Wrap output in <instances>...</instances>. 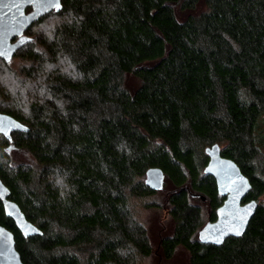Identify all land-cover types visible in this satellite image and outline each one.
Segmentation results:
<instances>
[{
    "label": "trees",
    "instance_id": "1",
    "mask_svg": "<svg viewBox=\"0 0 264 264\" xmlns=\"http://www.w3.org/2000/svg\"><path fill=\"white\" fill-rule=\"evenodd\" d=\"M60 1L0 58L22 53L36 80L24 103L0 106L27 127L0 133V179L41 230L22 236L0 202L22 263L137 264L181 248L188 264H264V0ZM50 15V36L30 34ZM214 143L248 177L243 201H258L244 233L220 245L197 237L196 201L206 221L222 201L203 173ZM151 167L171 224L153 242L132 207L158 191L144 184Z\"/></svg>",
    "mask_w": 264,
    "mask_h": 264
},
{
    "label": "water",
    "instance_id": "2",
    "mask_svg": "<svg viewBox=\"0 0 264 264\" xmlns=\"http://www.w3.org/2000/svg\"><path fill=\"white\" fill-rule=\"evenodd\" d=\"M26 7H30L27 12ZM51 10L53 9L42 8L36 0H0V58L9 61L18 47L30 41L31 38L24 33L25 30ZM14 130L26 131L27 127L12 116L0 112V133L9 140L10 133ZM204 151L208 159L203 173L214 178L217 193L224 196V199L215 210L216 218L206 221L198 230L197 237L201 243L220 245L227 237H239L244 233L258 201L250 199L242 202L251 188L249 179L234 160L221 155L218 144L207 146ZM163 182L164 174L160 168L151 167L146 170L144 184L147 187L160 190L163 188ZM0 202L4 214L13 220L22 236L41 233V230L25 217L18 204L9 198V189L1 179ZM241 216H244L243 220L239 219ZM237 230L239 235L236 234ZM0 264H23L15 248L13 233L1 224Z\"/></svg>",
    "mask_w": 264,
    "mask_h": 264
},
{
    "label": "rangeland",
    "instance_id": "3",
    "mask_svg": "<svg viewBox=\"0 0 264 264\" xmlns=\"http://www.w3.org/2000/svg\"><path fill=\"white\" fill-rule=\"evenodd\" d=\"M59 16H48L42 22L33 25L30 28V34L33 36H50L52 28L59 22ZM33 48L34 46L29 45L24 47L26 49ZM37 46L34 47L36 50ZM31 61L26 60L23 54H19L14 57L11 63L2 67L0 61V86L10 94L2 95V88H0V106H15L25 102L27 91L33 88L30 82H36L35 78L27 76L25 74L24 67H28ZM44 66V65H43ZM48 68H45V70ZM68 69V67H64ZM39 73V72H38ZM22 102V103H21ZM258 130L263 129L264 131V118L259 120L257 127ZM264 159V140L260 144V154L257 156V161L261 162ZM165 189L162 188L155 193H152L143 198H137L133 200L132 207L137 218L148 227L151 241L152 239H157L161 234L164 235L168 231H164L166 228L171 226L169 223L164 209L161 207L164 204ZM203 202V201H202ZM200 205L201 222L204 224L207 220V213L209 212V205L207 202L196 201ZM165 215V216H164ZM202 224V225H203ZM137 264H188V254L184 249L179 248L173 257L169 260H163L158 255H150L145 257H139L137 259Z\"/></svg>",
    "mask_w": 264,
    "mask_h": 264
},
{
    "label": "snow or ice",
    "instance_id": "4",
    "mask_svg": "<svg viewBox=\"0 0 264 264\" xmlns=\"http://www.w3.org/2000/svg\"><path fill=\"white\" fill-rule=\"evenodd\" d=\"M36 2L39 3L40 6L45 9L52 8L55 9L56 11H59L62 8V4L60 3V0H36ZM49 67H51V65H49ZM5 135H7V133H5ZM239 219L243 220L244 216H241ZM237 228H239V225H237ZM236 234L239 235L238 230Z\"/></svg>",
    "mask_w": 264,
    "mask_h": 264
},
{
    "label": "flooded vegetation",
    "instance_id": "5",
    "mask_svg": "<svg viewBox=\"0 0 264 264\" xmlns=\"http://www.w3.org/2000/svg\"><path fill=\"white\" fill-rule=\"evenodd\" d=\"M222 197V201H223V199H224V196H221ZM222 201H221V203H222ZM242 202H243V200H242ZM215 218H216V215H215ZM213 221V220H212Z\"/></svg>",
    "mask_w": 264,
    "mask_h": 264
}]
</instances>
